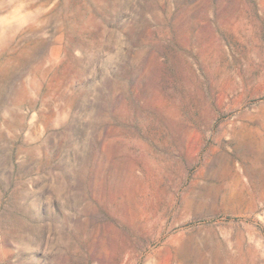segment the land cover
Wrapping results in <instances>:
<instances>
[{
	"label": "rangeland",
	"instance_id": "rangeland-1",
	"mask_svg": "<svg viewBox=\"0 0 264 264\" xmlns=\"http://www.w3.org/2000/svg\"><path fill=\"white\" fill-rule=\"evenodd\" d=\"M16 87L0 264H264V0H0Z\"/></svg>",
	"mask_w": 264,
	"mask_h": 264
},
{
	"label": "crops",
	"instance_id": "crops-1",
	"mask_svg": "<svg viewBox=\"0 0 264 264\" xmlns=\"http://www.w3.org/2000/svg\"><path fill=\"white\" fill-rule=\"evenodd\" d=\"M17 86V83L14 84ZM9 91V90H8ZM17 87L10 89V91L6 94V97L0 102V112H17L18 104L16 101H13V96H17ZM12 100V103L9 100Z\"/></svg>",
	"mask_w": 264,
	"mask_h": 264
}]
</instances>
